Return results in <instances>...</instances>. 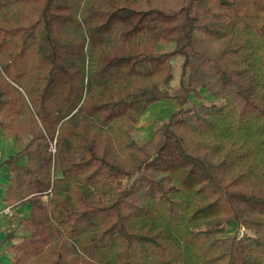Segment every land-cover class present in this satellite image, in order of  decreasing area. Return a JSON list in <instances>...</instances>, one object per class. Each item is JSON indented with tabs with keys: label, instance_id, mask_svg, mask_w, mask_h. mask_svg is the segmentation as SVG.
<instances>
[{
	"label": "trees",
	"instance_id": "trees-1",
	"mask_svg": "<svg viewBox=\"0 0 264 264\" xmlns=\"http://www.w3.org/2000/svg\"><path fill=\"white\" fill-rule=\"evenodd\" d=\"M0 130L11 264H264V0H0Z\"/></svg>",
	"mask_w": 264,
	"mask_h": 264
},
{
	"label": "crops",
	"instance_id": "crops-1",
	"mask_svg": "<svg viewBox=\"0 0 264 264\" xmlns=\"http://www.w3.org/2000/svg\"><path fill=\"white\" fill-rule=\"evenodd\" d=\"M163 102L157 103L155 106L160 105ZM154 106V105H153ZM170 107H172L170 110L173 111L177 108V105L171 101ZM153 107H151L147 112L154 115V118L158 117V114L153 113ZM149 114V115H150ZM17 147L15 146L14 138H8L6 139L4 137L3 131H0V163L4 162L6 158H8L13 152H16ZM21 163H25L26 159L25 157H22L20 159ZM11 180V175L9 172V169L6 166H3L0 168V208H3L7 206L5 201L3 200L4 195L6 193V186L9 184ZM29 206V205H28ZM14 216L11 219H7L5 217L1 218L0 222V261L2 260L0 264H11L14 260V252H15V244L20 242L22 240V237L24 234L25 228L16 229L17 222H21L22 220H25L26 217L29 216L30 213V206L28 209L25 208V206H17L14 208ZM5 229V232L3 231ZM9 229H12V231L15 232V235L11 234L10 236L7 235V231ZM12 249H14L12 251ZM9 252L11 254H9Z\"/></svg>",
	"mask_w": 264,
	"mask_h": 264
},
{
	"label": "rangeland",
	"instance_id": "rangeland-1",
	"mask_svg": "<svg viewBox=\"0 0 264 264\" xmlns=\"http://www.w3.org/2000/svg\"><path fill=\"white\" fill-rule=\"evenodd\" d=\"M171 46L172 45H169V47H167V48L170 49ZM181 62H182V58L179 57V56L175 57L171 61V68H173V74H172V77H171L170 82H169L170 84L166 88V90L168 92H170V93H171V91H173V89H175L178 86V79H179V75H180V71H181L180 70ZM204 97H206L205 100H212V97L209 96L206 92L204 93ZM171 101L170 102L163 101V103H161L160 105L152 106L153 107L152 108L153 109V113L156 114V115L158 114L157 118L165 119V118L170 117L169 116V115H171V110L170 109L172 108V107H170ZM149 114H150L149 112H146V114L142 117V120L140 121L139 125L137 126L135 137H136V140L138 142L143 143L152 134V131H153V128H154L153 126H154L155 120L157 118H154V115L152 116V114H150V115ZM124 182H126V181H124ZM22 205L25 206L26 209H28V207H29L27 204H22ZM233 227H234V230L237 228L236 226H233ZM245 231H246L245 228H239V227L235 231H233V229H231L229 231L230 232L229 236H233V233L234 234L235 233L242 234ZM226 234H228V232H226ZM13 250L14 249H12V251ZM9 254H11V253L9 252ZM2 260L0 261V263L3 262Z\"/></svg>",
	"mask_w": 264,
	"mask_h": 264
},
{
	"label": "built area",
	"instance_id": "built-area-1",
	"mask_svg": "<svg viewBox=\"0 0 264 264\" xmlns=\"http://www.w3.org/2000/svg\"><path fill=\"white\" fill-rule=\"evenodd\" d=\"M13 212H14V209L11 206H5L3 208H0V222H1L2 217L11 219L14 216ZM3 231L5 232V229H3Z\"/></svg>",
	"mask_w": 264,
	"mask_h": 264
}]
</instances>
